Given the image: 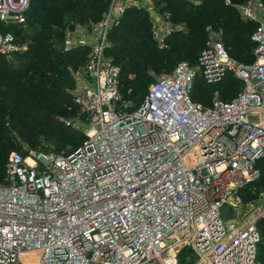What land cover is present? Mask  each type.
Here are the masks:
<instances>
[{
	"label": "built area",
	"instance_id": "1",
	"mask_svg": "<svg viewBox=\"0 0 264 264\" xmlns=\"http://www.w3.org/2000/svg\"><path fill=\"white\" fill-rule=\"evenodd\" d=\"M29 1L0 0V56L29 48ZM225 3L256 23L253 60L235 59L209 37L193 62L154 78L136 104L124 99L120 66L105 51L109 29L143 0H110L86 30L89 41L64 29L62 50L90 45L72 72L83 140L61 152L24 141L10 150L0 264H179L186 252L195 264H263L264 188L251 199L242 192L260 178L264 156V1ZM158 15L154 37L176 28L171 11ZM228 75L242 82L232 98L193 99L197 78L216 84Z\"/></svg>",
	"mask_w": 264,
	"mask_h": 264
},
{
	"label": "trees",
	"instance_id": "2",
	"mask_svg": "<svg viewBox=\"0 0 264 264\" xmlns=\"http://www.w3.org/2000/svg\"><path fill=\"white\" fill-rule=\"evenodd\" d=\"M232 1L243 2L245 0ZM108 4L109 0L29 1L26 15L28 24L27 29L29 31L27 30V35H25H29V48L24 52L14 53L10 60H5L0 56L2 57L0 62L2 61V70L4 72L14 74V77L25 80L22 84L23 86H19L16 90L8 91L4 86V89H0V182L5 180L4 164L8 153L19 145V143H17L16 146H13L9 134V129H11V127L8 123V120L9 122H11L10 120L14 121V114L11 115L12 119L9 118L10 112L12 113L15 110L14 113L20 114L24 111L22 107L23 104H18L16 97H18V95L30 97L31 100L28 103L33 106L38 105L36 108L42 109L44 114L46 112L50 113V115L52 113L53 115V113L63 111V109L66 108L64 102L65 98L57 94V89L61 88L60 83L54 82L55 80L57 82L61 81L72 87L75 84V80L72 72L68 69L69 67L67 65L69 62L66 57V55L72 54V52L64 51L60 47L64 32V28L61 27V25L63 22L66 24L69 23L72 19H77L79 21H92V19H97L98 21L105 14L104 12H106ZM172 8V14H174L175 10V13L179 15L184 22L183 30L179 33L181 35L178 39V41L183 43V47H176L174 53L170 55L167 53L165 54L166 56L174 58L188 55V57L190 56L189 58L180 60L193 62L199 49L207 40V30L205 29L206 25L210 24L214 28L222 31L221 39H223V43L232 57L247 63L253 60L252 49L254 42L251 39V33L256 23L250 20L244 21L240 17L238 9L233 4H227L225 0H174ZM142 12L143 9H136L132 6L127 7L122 17L119 19V22L113 25L108 31V38L111 40V43L108 42L107 47L109 48V52L111 50L116 53V55L112 54V59L120 66V86L123 91V97L125 95L128 100H134V104L138 103L142 98L134 96L133 92H126L127 89L130 88L131 91L135 90L141 93L143 86L150 77L148 67L159 68L156 57L157 55H161L163 50L156 46H150L149 41H151L152 38L149 31L140 38L126 36L119 39V36L124 32L127 34L129 33V30L127 31L125 26L131 27L134 20L143 18L141 15ZM50 13H53L52 20L50 19L51 21L48 20ZM32 53H35V57H30ZM76 55L77 52H75L74 56ZM121 55L123 59L119 62L116 57H120ZM86 56L87 55H85V57ZM81 61L82 59L80 62ZM74 63V66H77L79 62ZM32 78L34 81L30 82ZM228 80L229 82H227ZM220 84H226L225 88H219L218 93V95L224 99L232 98L238 93L242 86L241 81L231 75H228L224 80L216 84H205L201 79L197 78L192 94L193 99L195 100L194 97L198 96V93L200 94L203 90H207L216 85L221 86ZM9 86L10 85H7L8 88ZM202 93L200 97L202 100H200V102L203 104L210 103L212 98L208 99L207 95L204 92ZM11 104H13V106H11ZM73 104L76 105L74 100ZM36 114L37 113H35V115ZM33 115L34 114L28 115L26 112H24L22 116L19 115L22 120L25 121V130H28L33 123ZM46 115L47 114H45L43 118H45ZM25 143L29 144L26 141ZM30 146L48 149L43 145ZM263 159L264 156L259 162L262 176V178L260 176L261 180L264 175V170L261 167ZM260 178L258 180H260ZM258 180L245 187L243 191L255 192L252 190L256 182L258 183V187H261L259 186V182L264 185L263 180ZM260 222L264 225V220ZM260 243L261 240L257 247L258 258L260 255ZM261 254L264 256V250H261Z\"/></svg>",
	"mask_w": 264,
	"mask_h": 264
},
{
	"label": "rangeland",
	"instance_id": "3",
	"mask_svg": "<svg viewBox=\"0 0 264 264\" xmlns=\"http://www.w3.org/2000/svg\"><path fill=\"white\" fill-rule=\"evenodd\" d=\"M13 1L17 2L19 0H13ZM173 1L174 0H143V3L145 5V8H143V12L141 14L143 18L140 20H134L131 27L125 26V29H127V31L129 30L128 31L129 33L127 34L126 32H124L122 35L119 36V39H121L122 37H126V36H131L133 38H140L141 36H144V34L146 35L147 32L149 31L151 38H152L151 41H149L150 46L151 47L156 46L157 48H162L163 50H165V51L162 50L161 55H157L156 57L159 63V68L148 67V70H149L148 73L150 77H149V80L143 86L141 93L135 90L131 91L130 88L127 89L126 92L128 93L133 92L134 96H138L139 98L143 97V94L145 93L150 81H152L156 77H159L165 74L167 71L170 70V68L176 62L180 61V59H185V58L190 57V56L188 57L187 55L185 57L179 56V57L170 58L165 55L167 53L169 55L174 53V51L176 50V47L178 48L183 47V43L178 41V39H179V36L181 35L179 33L183 30L184 22L181 19V17L175 13V10H174V14H172ZM109 4H110V0H109ZM165 10H169V11L171 10L170 22L171 24H175L176 28L162 37L161 36L154 37L151 32L153 23L162 21L158 15V12L162 13ZM52 17H53V13H50L48 20L51 21ZM244 21H247V20H244ZM94 22H97V19H92V21L91 20L79 21L77 19L76 20L72 19L67 24L63 22L61 27H63L64 29L66 27H72L73 29H76L77 31L76 32L77 40L83 39L85 41H89L93 38V36L91 34L86 33V30L88 29L90 30L91 25ZM81 26H85V27L82 29ZM221 32L222 31L220 29L214 28L212 26L210 30H207L206 39H208L209 37H213V36L221 38ZM26 37L28 38L29 35ZM108 42L111 43V40L109 38H108ZM64 51H67V50H64ZM68 51L72 52V54L66 55L67 61L69 62L67 66L69 67L68 69L71 72H75L76 70L80 68V65H82L85 62L86 60L85 55H87L88 52L90 51V45L78 44L77 46L73 47L71 50H68ZM75 52H77L76 56H74ZM112 54L116 55V53L112 52L111 50L109 52V48L107 47L106 55L112 58L113 57ZM32 56L35 57V53H32L30 57ZM2 57H0V60ZM3 58L5 60H10V58L12 57H3ZM81 59H82L81 61L82 63L80 62ZM116 59L120 62L122 61L123 56L121 55L120 57H116ZM74 62H77V63L79 62V63L77 66H74L75 64ZM0 72L4 73V74L0 73V89H4L5 87L8 89V91L9 90L12 91V90L18 89L19 86H23L22 84L25 82V80L14 77V74H9L2 70V61L0 62ZM33 81H34L33 78L30 79V82H33ZM227 82H229V80ZM54 83H60L61 88L57 89V94L59 96H62V98L63 97L65 98L64 102L66 104V108H64L63 111L53 113V115L52 113L50 115V113L45 112V114H47L45 118H43L45 116V114L43 113V110L36 108V106L38 105L33 106L32 104L28 103L31 100L30 97H25L24 95L23 96L18 95V97H16L18 104H23L22 107L24 111H22L20 114H17V113H14L15 111L14 110L12 113L10 112V115H9V118L12 119L11 115L14 114L13 115L14 121L10 120L11 122H9L8 120V123L11 127V129H9V134H10V139L13 142V146H16V144L19 142L26 141L32 146L43 145L48 149H53L55 151L61 152V151H68L82 142L83 134H84L83 133V129H84L83 120H82L79 106L77 104H76L77 106L73 104V100L71 96L72 95L71 91L73 90L74 85L71 87L70 85H67V83H64L61 81L57 82L56 80ZM7 85H10L9 88L7 87ZM225 85L226 84L224 85L222 84L221 86L216 85V86H212L211 88L207 90H203V91L201 90V91L207 95L208 99H211L213 95L219 93V88H225L226 87ZM202 92L200 94L198 93V96L194 97L196 101L202 100V98H200L201 94H203ZM124 99L128 100L125 97V95H124ZM130 102L133 103L134 100L132 101L131 99ZM11 106H13V104H11ZM24 112H26L28 115L34 114L32 117L33 123L31 124L28 130L24 129L25 121L22 120V118L19 116V115L22 116ZM35 113L37 114L35 115ZM262 162L263 164H261V167L264 170V159ZM261 178L258 181H262V180L264 181V175H263L262 180ZM262 185L263 184L259 182V186L261 187H258V183L256 182L253 187L255 189V192L243 191L242 192L243 198L244 199H251L254 197L256 198L258 190L264 188V185L263 186ZM262 220H264V217L258 220V227L259 229H261L260 231H261V238H262L260 239L261 243H260V251H259V254L261 256L259 255L258 259L264 264V256H262L261 254V250H264L263 248L264 247V225H262V222H260ZM195 262H196L195 258H193L189 253L186 252L184 254L183 253L180 254L179 264H195Z\"/></svg>",
	"mask_w": 264,
	"mask_h": 264
},
{
	"label": "water",
	"instance_id": "4",
	"mask_svg": "<svg viewBox=\"0 0 264 264\" xmlns=\"http://www.w3.org/2000/svg\"><path fill=\"white\" fill-rule=\"evenodd\" d=\"M223 210H225V209H223Z\"/></svg>",
	"mask_w": 264,
	"mask_h": 264
}]
</instances>
